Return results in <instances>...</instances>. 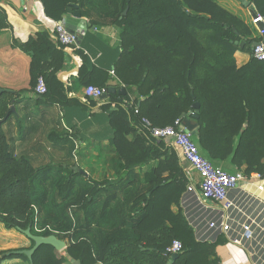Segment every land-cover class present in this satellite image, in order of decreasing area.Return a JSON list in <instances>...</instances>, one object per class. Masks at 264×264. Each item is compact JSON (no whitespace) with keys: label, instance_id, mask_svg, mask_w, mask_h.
Masks as SVG:
<instances>
[{"label":"trees","instance_id":"obj_1","mask_svg":"<svg viewBox=\"0 0 264 264\" xmlns=\"http://www.w3.org/2000/svg\"><path fill=\"white\" fill-rule=\"evenodd\" d=\"M40 1L46 16L58 21L69 5L82 7L86 0ZM97 1L96 13L87 9L82 13L91 23L103 19L118 27L115 77L144 98L131 100L127 92L119 93L120 84L111 86L105 70L89 68L79 48L59 44L46 31L23 42L12 40L13 47L30 55V81L26 89L0 87V223L19 232L30 227L36 235L54 234L66 239L67 246L65 254L59 255L52 246L41 245L31 263L20 253L22 248L2 250L0 260L21 257L29 264H62L70 256L79 264H217L212 258L218 241H198L181 209H172L179 205L188 184L177 151L165 140L152 137L142 118L163 127L188 112L195 114V140L209 160H229L235 169L245 165L247 174H263L264 59L250 57L241 67L234 59L236 50L250 51L260 38H250L255 29L215 0ZM248 1L264 17V0ZM4 18L0 9V28L5 26ZM66 49L82 59L77 75L80 84L106 90L117 87L101 106L119 163L116 178L77 180L76 175L84 174L54 163L44 149H72L69 134L49 131L41 144L34 140L36 132H27L31 127L38 131L45 114L39 106L57 104L64 109L78 103L67 96L56 77ZM39 77L46 86L43 94L35 91ZM24 99V107L33 103L34 110L21 114L16 105ZM123 100L132 104L123 107ZM31 115L39 118L30 126ZM12 119L18 132L5 130ZM39 155L44 162L38 160ZM148 164L141 175L134 170ZM38 176L41 180L34 188ZM50 181L51 196L42 188ZM38 214L42 216L39 227ZM173 240H179L182 247L171 261L164 251Z\"/></svg>","mask_w":264,"mask_h":264},{"label":"crops","instance_id":"obj_2","mask_svg":"<svg viewBox=\"0 0 264 264\" xmlns=\"http://www.w3.org/2000/svg\"><path fill=\"white\" fill-rule=\"evenodd\" d=\"M215 1L221 7L250 25L251 15L247 8L239 1ZM98 3L97 0H86L82 7L75 4L77 8L74 11L82 13V9H87L91 13H96L99 9ZM109 5L113 7L115 3ZM0 9L5 15V26L0 28V87L12 90L26 89L29 87L30 81V55L18 47H13L11 45L12 40L15 39L18 42H23L38 31H46L51 36L55 24L60 23L61 19L55 21L46 16L40 0H0ZM82 17L86 21V28L84 30L77 29L76 34L80 36V42L79 44L74 42L73 46L79 48L86 55L89 68L96 67L105 70L110 76L109 82L111 86L119 85L120 83L113 71L120 53L118 27L105 23L103 19H98L96 24L91 23L90 18L86 17L83 13ZM256 37H258V34L254 30L250 38ZM234 59L236 66L241 67L250 59V51L236 50ZM81 64L82 59L80 55L72 49H66L62 66L56 73V77L63 83L66 89L67 96L75 99L78 103L72 102L64 109L60 108L57 104L39 106L41 110H45V114L41 120L39 119L40 125L38 131H35V127H31L27 132H39L41 128H46V132L52 130L66 132L69 134V138L74 145L72 149L64 147L59 152L52 146H44V149L53 158L54 163H63V166H68L69 169H76L77 171L79 169L84 170L86 172L84 179L86 177L95 180L103 178L113 179L117 177L116 169L119 168V163L115 160L113 147L109 141L111 127L108 123V117L101 109V106L106 103L108 97L105 99L89 98L87 101L84 99L83 90L85 85L80 84L77 79ZM120 86L122 88L120 90L127 92L131 100H142L144 98L143 95L134 93V87H123L122 84ZM24 96L27 97L29 94ZM25 102L26 100L24 99L16 105L21 114L27 113L28 110H34L33 103H28L29 105L24 107ZM111 108H114V105ZM38 118L39 116L31 115L27 120L28 125L31 126V123L38 120ZM5 130L6 132H18L13 119L11 120V125L6 126ZM129 138H132V135H129ZM166 143L171 145L169 142ZM101 148L105 149V152H109L106 158L100 159L102 167L108 169L109 172L103 174L107 176L102 178H98V175L92 177V168L99 161L97 157L95 159V153ZM37 157L39 161H45L41 155ZM179 159L187 176L188 183L198 184L200 175L187 162L183 161L181 157ZM213 164L231 173L240 172L244 177L238 181L236 188L227 194V202L231 203L226 209L230 224L228 233L217 234L212 237V241L200 239L199 235L205 233L207 228L205 221L198 222L195 220L198 222L196 228L193 229L190 225L195 238L198 241L210 243L218 241L215 247V256L212 258L217 264H264V173L260 174L257 171H252L247 174L244 172L245 165H242L239 169H235L229 160ZM150 165H144L141 168L136 167L134 170L141 175L148 170ZM183 197L184 192L179 205H173L172 209L177 211L180 208L185 216V209L182 204ZM218 211L220 213L223 210L220 207ZM211 215H213L212 217L217 216L213 212ZM246 222L251 225L252 236L247 240H243L241 245H237L229 239V235L238 236L241 232V224ZM35 229H38L37 226ZM31 244V240L23 233L0 223V251L14 248L27 249L31 247ZM57 252L59 255H64L65 249ZM0 264L29 263L21 257H7L1 259Z\"/></svg>","mask_w":264,"mask_h":264},{"label":"built area","instance_id":"obj_3","mask_svg":"<svg viewBox=\"0 0 264 264\" xmlns=\"http://www.w3.org/2000/svg\"><path fill=\"white\" fill-rule=\"evenodd\" d=\"M262 24V28H258V24ZM250 25L257 31L259 43L254 45L250 50V57L256 60L264 59V17L257 13L256 17L250 19ZM59 44L64 46L73 45L75 37L67 31L61 24L56 23L54 31L51 35ZM35 91L39 94L46 92V86L39 77L35 86ZM84 99L89 98L98 99L106 89L95 85L84 86ZM132 104L131 100H123L121 106L127 107ZM138 110L135 109V112ZM143 125L146 127L150 135L156 139L165 140L171 143L173 148L178 153V156L187 162V164L200 175L198 184L188 183L184 191L182 204L184 205V214L189 225L193 229L200 221H205L207 231L199 235L200 239L212 241V237L217 234H227L230 229L228 214L226 209L231 205L227 202V194L229 191L236 188L240 179L244 176L240 172H228L221 167L214 165L200 150L195 137L188 131H185L181 126V120L175 119L172 125L163 127L153 126L146 118H142ZM223 211L219 213L218 208ZM216 217H212L211 213ZM198 222H196V221ZM252 236V229L250 223L241 224V232L238 236H230L229 239L241 245L243 240H247ZM181 243L179 240H173L166 248L169 254L178 253L181 250Z\"/></svg>","mask_w":264,"mask_h":264},{"label":"water","instance_id":"obj_4","mask_svg":"<svg viewBox=\"0 0 264 264\" xmlns=\"http://www.w3.org/2000/svg\"><path fill=\"white\" fill-rule=\"evenodd\" d=\"M239 2L247 8L250 15L252 17L257 16V11L253 4H251L248 0H239ZM76 5H69L66 9L65 13L62 15L61 18V24L67 29L68 32L74 35L75 42L79 44L80 42V36H78L77 29L78 30H84L86 28V21L82 17L81 13L79 11H74L76 9ZM127 12V8L123 11V15H125ZM258 28L261 29L263 26L261 23H259ZM264 41V37L263 40ZM259 41H255L251 44V48L258 44ZM243 42L240 43L242 46ZM116 89L114 87H109L105 93H103L99 99H105L109 96L110 93H114ZM124 90H119V93H124ZM93 99V98H90ZM10 111H14V106L12 105L10 107ZM181 126L184 128L185 131L190 132L194 137H196L197 133V124L198 120L195 114L191 115L190 112H188L186 115H184L181 119ZM80 173L86 174V172L82 169L78 170ZM28 239H30L33 242V245L30 248L23 249L20 251V253L24 254L28 261L32 262V254L33 252L41 245H50L52 246L56 251H61L66 248L67 242L64 239H59L54 234L50 235H36L31 232L30 227H27L25 230L21 231ZM166 255L170 256L171 261L176 259L178 257L177 253L169 254L167 251H164ZM0 258H2V255H0ZM66 258L69 260L71 264H79L77 260H74L70 256H66Z\"/></svg>","mask_w":264,"mask_h":264},{"label":"rangeland","instance_id":"obj_5","mask_svg":"<svg viewBox=\"0 0 264 264\" xmlns=\"http://www.w3.org/2000/svg\"><path fill=\"white\" fill-rule=\"evenodd\" d=\"M234 2H237V1H239V0H233ZM46 128H41V130L39 131V132H36V134H38V136L37 137H35L34 138V140H39V143H43L41 140H46L45 138H46V134H47V132H46ZM110 136V135H109ZM105 150V149H104ZM103 150V148H101V149H99V151L98 152H96L95 154H96V156H95V154H94V156H95V159H96V157H97V159H99V161L98 162H96V164L93 166V168H92V173H93V175H92V177H95V176H97L98 175V178H102V177H104V176H107V175H103V174H105V173H107V172H109L108 171V169H105V168H103L102 166V163H101V160L102 159H104V158H106L107 156H108V154H109V152H105ZM100 152V153H99ZM98 153V154H97ZM101 159V160H100ZM45 160V159H44ZM43 161V160H42ZM96 175H95V174ZM111 173V172H110ZM76 177H77V180H82V179H84V177H82L81 175H76ZM39 180H41V177L40 176H38L34 181H33V187L35 188V186H37V183L39 182ZM51 182V181H50ZM40 187V186H39ZM42 188H45V189H47V191H48V194H49V196H51L52 194H53V190H54V188H53V185H52V182L51 183H48V185H42ZM64 207H62V208H59V212H61L62 211V209H63ZM72 217H73V214H72ZM38 218V219H37ZM36 218V221H38V227L40 226V222H41V219H42V216L40 215L39 216V214H38V217ZM67 259V258H66ZM63 262H65L64 264H68V263H70L69 262V260H65V261H63ZM71 264V263H70Z\"/></svg>","mask_w":264,"mask_h":264}]
</instances>
